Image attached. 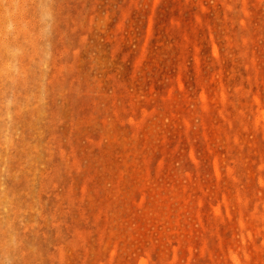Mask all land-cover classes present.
Returning <instances> with one entry per match:
<instances>
[{
    "label": "rangeland",
    "instance_id": "obj_1",
    "mask_svg": "<svg viewBox=\"0 0 264 264\" xmlns=\"http://www.w3.org/2000/svg\"><path fill=\"white\" fill-rule=\"evenodd\" d=\"M6 12L0 264H264V0Z\"/></svg>",
    "mask_w": 264,
    "mask_h": 264
},
{
    "label": "clouds",
    "instance_id": "obj_2",
    "mask_svg": "<svg viewBox=\"0 0 264 264\" xmlns=\"http://www.w3.org/2000/svg\"><path fill=\"white\" fill-rule=\"evenodd\" d=\"M43 19V17H42ZM17 32V22L13 12H6L2 20H0V36L4 40L5 65L4 75L7 82L14 86L19 77V63L22 56V50L14 47L11 43ZM11 102V101H9Z\"/></svg>",
    "mask_w": 264,
    "mask_h": 264
}]
</instances>
